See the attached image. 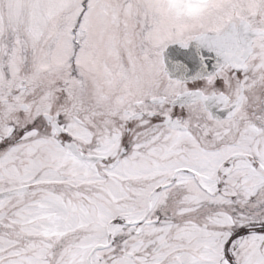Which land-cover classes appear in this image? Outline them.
I'll list each match as a JSON object with an SVG mask.
<instances>
[{
	"label": "snow or ice",
	"instance_id": "snow-or-ice-1",
	"mask_svg": "<svg viewBox=\"0 0 264 264\" xmlns=\"http://www.w3.org/2000/svg\"><path fill=\"white\" fill-rule=\"evenodd\" d=\"M0 264H264V0H0Z\"/></svg>",
	"mask_w": 264,
	"mask_h": 264
}]
</instances>
